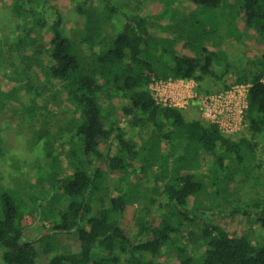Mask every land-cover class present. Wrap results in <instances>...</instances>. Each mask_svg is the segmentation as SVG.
<instances>
[{
    "label": "trees",
    "instance_id": "1",
    "mask_svg": "<svg viewBox=\"0 0 264 264\" xmlns=\"http://www.w3.org/2000/svg\"><path fill=\"white\" fill-rule=\"evenodd\" d=\"M189 1L206 7L220 2ZM76 8L83 12L81 4ZM241 8L246 25L264 39V0H242ZM51 26L47 45L23 56L19 69L39 109L54 116L61 108L69 112L71 132L59 154L70 171L58 179L64 196L59 208H43L39 197L29 196L32 204H27L3 193L2 262L160 264L154 259L170 245L177 264H264V241L213 218L238 214L264 230V51L252 60L249 74L238 71L233 80L247 89L243 127L232 137L215 122L185 118L182 108L161 104L149 89L153 80L191 79L199 93L212 92L210 83L223 74L214 67L213 50L202 46L189 53L178 44L176 51L177 38L157 37L126 20L116 32L95 33L90 39L99 38L98 46L80 56L58 16ZM228 67L227 61L223 69ZM142 129L145 137L134 134ZM59 154L51 163L57 172ZM117 172L121 183L108 195L104 179ZM253 173L261 182H251ZM133 174L145 177V198L128 210L122 185ZM245 179L262 192L258 188L250 200L223 210L227 184ZM98 194L107 198L93 214ZM41 220L51 224L52 233L26 237ZM186 224L197 226L186 233L190 248L203 250L197 258L180 241ZM53 234L57 239L50 242Z\"/></svg>",
    "mask_w": 264,
    "mask_h": 264
},
{
    "label": "rangeland",
    "instance_id": "2",
    "mask_svg": "<svg viewBox=\"0 0 264 264\" xmlns=\"http://www.w3.org/2000/svg\"><path fill=\"white\" fill-rule=\"evenodd\" d=\"M78 4L83 6V12L77 10ZM241 6L242 0H220L215 7L196 5L189 0H0V218L3 216L1 196L4 192L27 204L31 203L29 196L39 197L45 209L53 204L56 208L61 207L64 199L58 179L70 170L59 151L64 149L65 138L71 132L69 112L61 108L54 116L39 109L27 87L28 80L19 69L23 67L20 65L23 56L30 55L33 48L47 45L52 35L51 22L57 16L63 32L78 43L80 56H85L87 48L98 46L99 38L90 39L95 33L104 36L116 32L126 20L138 23L157 37L177 38L176 51L178 44L189 53L199 52L202 46L209 48L215 52V69L223 73L221 79L211 82L210 86L213 93H221L237 84L233 80L238 71L249 74L253 70L252 60L264 51L263 35L257 28L246 25ZM227 61L230 67L223 69ZM223 83L227 87H223ZM150 89L157 96L159 84L152 82ZM182 109L187 119L208 120L194 104ZM241 130L226 132V135L236 137ZM134 134L145 137L147 130H138ZM58 154L62 159L59 172L51 165ZM120 180L119 172L105 177L108 195L121 183ZM144 180L145 177L138 174L127 177L123 183L128 210L139 206L145 198ZM261 180L253 173L252 183ZM137 183L140 186L134 190ZM252 183L247 179L228 183L230 192L224 195V202L228 204H222V209L250 200L258 188L262 192ZM106 198L103 194L95 197L93 214ZM214 216L227 229L248 232L251 239L264 241V230L240 215ZM156 217H161V213L157 212ZM50 225L45 220L35 221L25 236L40 239L52 233L48 231ZM190 229L197 230L196 224H186L180 241L197 258L203 250L190 248L186 237ZM56 237L51 235L49 241H55ZM172 239L175 240V236ZM44 241H48L47 238ZM178 258L175 247L168 245L160 249L154 260L160 264H177ZM0 264H4L1 257Z\"/></svg>",
    "mask_w": 264,
    "mask_h": 264
},
{
    "label": "built area",
    "instance_id": "3",
    "mask_svg": "<svg viewBox=\"0 0 264 264\" xmlns=\"http://www.w3.org/2000/svg\"><path fill=\"white\" fill-rule=\"evenodd\" d=\"M152 82L159 84L157 96L150 89ZM152 82L149 89L161 104L179 108L194 104L209 121L217 123L225 134L243 127L242 110L246 105L247 89L245 84H235L224 92L204 95L196 90V84L191 79H159Z\"/></svg>",
    "mask_w": 264,
    "mask_h": 264
}]
</instances>
